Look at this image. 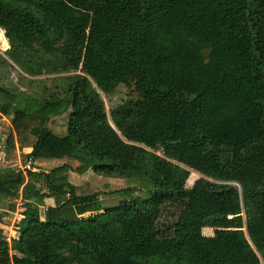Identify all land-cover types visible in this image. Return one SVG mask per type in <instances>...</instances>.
<instances>
[{"label":"trees","instance_id":"obj_1","mask_svg":"<svg viewBox=\"0 0 264 264\" xmlns=\"http://www.w3.org/2000/svg\"><path fill=\"white\" fill-rule=\"evenodd\" d=\"M0 33V66L56 76L47 80L64 98L24 100L7 147L29 149L30 164L76 163L17 180L0 171V198L20 192L23 201L18 239L8 247L0 234V264H140L164 254L264 264V0H0ZM128 78L142 98L106 113L99 92ZM17 98L0 87V116ZM67 106L65 131L52 133L46 122ZM88 170L145 196L102 208L98 194L77 195L68 182V172ZM188 170L201 176L189 189ZM169 199L199 223L181 215L173 237L157 239ZM201 226L233 229L203 237Z\"/></svg>","mask_w":264,"mask_h":264},{"label":"rangeland","instance_id":"obj_2","mask_svg":"<svg viewBox=\"0 0 264 264\" xmlns=\"http://www.w3.org/2000/svg\"><path fill=\"white\" fill-rule=\"evenodd\" d=\"M2 33H0V54L8 48L7 43L3 41ZM8 65L0 66V87L6 89L9 93L18 95L17 100L10 107L8 115L0 116V171L5 172L10 170L14 174H19L15 179H19L20 175L25 177L26 170L32 168V171L48 172L50 169L55 168L65 162H68L72 167L76 166L74 161H68L66 159L60 160H36L31 164L27 162L25 154L30 150L23 148L18 149L8 148L6 143L7 136L12 133L11 120L13 113L18 108L22 107L24 100H37L45 99L49 101L64 100L63 95L59 90H53L52 84L47 80L56 76H41V77H28L23 74L17 67L7 62ZM72 75V73L65 74L64 76ZM34 80V81H30ZM100 98L103 101L105 111L115 106L127 105L130 102L139 100L142 98V94L136 88V85L132 78L121 80L110 84L105 92H99ZM71 115V107L67 106L64 112L59 115L50 117L46 122V127L55 134L61 135L65 131V125L68 117ZM175 163L165 159L164 172L168 180L175 178L173 167ZM185 170V169H183ZM188 175L184 181V188H190L192 183L201 176L190 170L187 171ZM176 173V177H178ZM68 182L75 186L77 195H91L98 194L97 199L102 208H109L117 205L120 201L127 200L129 198H143L145 196L141 189H135L134 192L126 194L119 193V191L128 186V182L120 179L106 178L98 176L90 172L89 170L83 174H76L74 172H68ZM20 188V187H19ZM20 192L13 199L0 198V218L6 217L5 228L10 230V225L15 224L19 218L17 215L21 214L22 208L16 207V200ZM51 204V200L47 201L45 205L38 208L39 215L42 218L44 209L47 205ZM17 213V214H15ZM13 215V216H12ZM183 215L188 218L192 223H197L198 219L187 207L185 201L167 200L162 203L158 210V217L155 223V237L157 239H168L173 237V225L178 218ZM242 217V214H240ZM20 220V219H19ZM199 223V222H198ZM233 228H211L208 226H201L199 233L203 237H213L214 234L220 230H232ZM169 255H155L145 258H137L134 261L140 264H193L185 255L180 257L168 259Z\"/></svg>","mask_w":264,"mask_h":264},{"label":"built area","instance_id":"obj_3","mask_svg":"<svg viewBox=\"0 0 264 264\" xmlns=\"http://www.w3.org/2000/svg\"><path fill=\"white\" fill-rule=\"evenodd\" d=\"M19 195H20V194H19ZM16 202H17L16 207H20V208H22V206H23V201H22V199H21L20 196H18ZM15 214H17V213H15ZM12 216H13V215H12ZM17 217H18L19 219H21V218H22V215L19 214V215H17ZM19 219H18L17 221H19ZM7 220H8V219H7L6 217H1V218H0V234H1V240L4 241V242L7 244V246L9 247L10 244H11V241H12V240H16V239H18V237H19V233H18V227H17V225H13V226H12V224H11V225H10V226H11V227H10V230H8L7 228H5L4 223H5V221H7ZM17 223H18V222H16L15 224H17ZM9 254H11L10 251H9Z\"/></svg>","mask_w":264,"mask_h":264},{"label":"water","instance_id":"obj_4","mask_svg":"<svg viewBox=\"0 0 264 264\" xmlns=\"http://www.w3.org/2000/svg\"><path fill=\"white\" fill-rule=\"evenodd\" d=\"M19 175L17 174V177H18ZM3 183H5V181H3V182H0V184H3Z\"/></svg>","mask_w":264,"mask_h":264},{"label":"crops","instance_id":"obj_5","mask_svg":"<svg viewBox=\"0 0 264 264\" xmlns=\"http://www.w3.org/2000/svg\"><path fill=\"white\" fill-rule=\"evenodd\" d=\"M29 150V149H28Z\"/></svg>","mask_w":264,"mask_h":264}]
</instances>
